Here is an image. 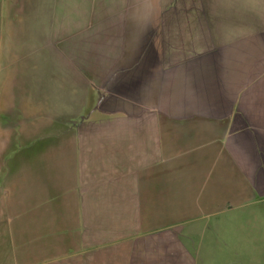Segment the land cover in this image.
<instances>
[{"label":"crops","instance_id":"0c3cea01","mask_svg":"<svg viewBox=\"0 0 264 264\" xmlns=\"http://www.w3.org/2000/svg\"><path fill=\"white\" fill-rule=\"evenodd\" d=\"M226 1L0 0V97L7 74L4 24L16 19L11 43L26 31L42 48H55L59 81L66 67L74 71L92 96L104 98L105 115L154 113L163 120L158 127L131 123L122 137L107 140L114 158L107 177L122 172L129 179L122 209L131 210L130 221L114 234H90L87 210L97 206H87L92 188L79 178H99L100 170L93 161L84 167L76 143L74 264H264V30L251 24L244 34L241 11L212 5ZM41 86L35 96L45 101ZM4 118L0 114V264H23L19 243L28 252L25 264H67L66 191L5 185L13 170L4 168L3 156L14 143ZM50 128L42 137L33 134L38 147L26 141L33 145L29 162L56 160L46 157L54 153ZM58 148L64 167L65 150ZM50 172L64 177L60 168ZM117 187L108 196L119 194ZM114 202L107 208H116ZM165 211L171 218L161 217Z\"/></svg>","mask_w":264,"mask_h":264},{"label":"rangeland","instance_id":"374dc122","mask_svg":"<svg viewBox=\"0 0 264 264\" xmlns=\"http://www.w3.org/2000/svg\"><path fill=\"white\" fill-rule=\"evenodd\" d=\"M212 5H224L228 13L238 14L241 11L244 34L245 27L251 24H256L259 29L264 30V0H227L224 3L215 2ZM13 21H9L8 25L4 24V42L5 47H8V49H5L7 65L4 66L7 74L3 76L4 79L1 83L2 97H0V114L6 116L3 119V130L6 133L9 132L7 138H10L11 133L12 144L14 143L12 153L3 156L4 160H7L4 161V168L13 170V176L6 179L5 185L7 187H11V185H29L33 187L45 185L49 186L50 189H53V187H60L61 191L65 189L67 202L66 217L68 221L66 256L68 257L67 264H74V257L72 255L77 251V234H75V228L77 227L74 223H76L78 215L76 209L77 168L75 154L72 153H74L73 150L76 148V143L79 145L82 144L83 155L81 159L84 167L85 165L89 166L90 161H93V164L96 166L95 172L100 170L99 178L86 176L79 178L83 183H88L87 187L92 188V191L88 189L85 193L87 206L91 207L94 204L97 206V209L93 208L90 210L89 208L87 210L89 226L90 224L94 226V233L90 229V234H98V236L114 234V232L120 231L119 225H122L124 220L130 221L129 214L131 210L122 209L124 197H130L128 193L122 194V189L126 187L125 185H128L129 179L123 178L122 172L118 177H107L105 171L108 169L110 163H114V158L112 156H109L110 158L108 157L107 140L110 138L116 139L122 132L125 130L128 131L131 128V123H138V127L144 123L154 125L149 127H158V122L161 124L163 120L154 113H145L134 119L128 116L127 118L122 114L115 118L113 116L108 117L103 113L108 108L106 102L103 101L104 98L100 97L97 101L94 100L92 90L88 87L87 82L82 80L80 76L75 75L74 71L66 67V74L62 76V79L64 78L65 80L63 82L59 81L58 69L60 68L57 64L58 54L55 48H42V44L34 40L35 35H29L26 31L18 34L19 42L14 40L11 43L12 35L10 24ZM14 26L15 31H18L19 27L17 24L14 23ZM38 36L40 37L41 35ZM10 44L13 45L12 49H10ZM49 57L51 59L50 62L48 60ZM45 60L49 63L45 62ZM50 73V81H47L46 75ZM41 77H44L45 80L38 82L37 78ZM39 85H43L45 91L48 92L45 101L35 96L37 94L35 87ZM41 88L42 86L39 87V89ZM102 92L105 94L106 90L103 89ZM96 106L101 107V110L97 113L94 112ZM7 118L8 122H6ZM48 124L51 127L50 149L54 150V153L51 152L46 157L56 158V160L29 162L27 160L28 156L26 155L27 150L32 148L33 145L34 148L35 146L38 147V143L41 142L38 137L36 139L32 138L33 134L36 133L42 137L43 129L46 130ZM64 131L66 135L62 136ZM47 133L48 131H46L45 135ZM60 135L61 137H59ZM30 140H33L31 141L33 145L29 146V143L26 141ZM58 147L65 150L66 164L64 167H62V164L59 167L58 159H61L63 156L62 154L59 156L58 150L60 149ZM90 151H93V153L96 151L94 153L96 156L90 157ZM12 157L13 161L10 162L9 158ZM122 157L118 160L121 165ZM59 168L60 172H64V177L48 176L51 173L50 170L56 169L58 171ZM37 170L38 172H36ZM44 170L48 172L45 176L43 175L45 174ZM41 172L43 177L40 174ZM30 173L33 176L27 175ZM81 173L85 175L88 172L83 169ZM116 185L119 186L117 187ZM114 187H117L116 190H120L119 194L115 193L114 195L117 196L116 201L113 199L114 196H108V191L110 189L113 191ZM95 190H98V194H96L97 192ZM96 196L98 198L94 200ZM107 201L112 203L115 201L116 208H107L111 204L107 203ZM124 212L127 213V217H122V213ZM169 213L171 212L165 211L161 214V217L171 218L167 215ZM114 217L115 221L113 220ZM95 221H97L96 224H94ZM110 223L112 225L109 227ZM19 246V251L21 252L20 260H23L22 262L25 264L27 263L26 255L28 252L23 254L24 246L22 247L21 243H19Z\"/></svg>","mask_w":264,"mask_h":264},{"label":"trees","instance_id":"16d2710c","mask_svg":"<svg viewBox=\"0 0 264 264\" xmlns=\"http://www.w3.org/2000/svg\"><path fill=\"white\" fill-rule=\"evenodd\" d=\"M94 94H95V93H94ZM93 96H94V98H93L94 100H98V96H97V97H95V95H93Z\"/></svg>","mask_w":264,"mask_h":264}]
</instances>
